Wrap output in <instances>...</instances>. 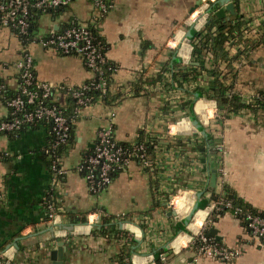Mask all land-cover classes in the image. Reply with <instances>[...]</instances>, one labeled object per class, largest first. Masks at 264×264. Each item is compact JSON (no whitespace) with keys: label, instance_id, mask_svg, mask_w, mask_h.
I'll list each match as a JSON object with an SVG mask.
<instances>
[{"label":"crops","instance_id":"obj_1","mask_svg":"<svg viewBox=\"0 0 264 264\" xmlns=\"http://www.w3.org/2000/svg\"><path fill=\"white\" fill-rule=\"evenodd\" d=\"M111 2L103 16L92 0H73L67 8L43 13L35 40L28 45L9 27H0V120L9 114L5 93L19 88L16 62L25 51L33 57L41 82L79 86L94 76L80 55L61 54L37 40L70 20L94 27L107 42L106 57L118 66L111 94H122L109 102L98 100L77 116L72 138L61 152L65 173L60 176L45 150L53 136L48 124L0 134V256L10 264H55L51 253L62 241L58 264H120L123 253L129 264H156L158 258L162 264H264V245L248 239L233 213L226 211L206 225L210 207L227 195V186L264 210V108L254 103L264 91V0L212 2L213 13L234 5V13L226 9L219 17L223 21L239 15L246 22L241 38L228 41L231 55L245 51L224 80L250 104L237 112L220 111L216 100L195 92L208 86L203 78L192 88L168 85L179 66L193 61V36L188 33L198 31L189 17L204 7L203 0ZM229 69L220 63L222 73ZM147 77L155 83L143 84L135 93V84ZM57 98L66 106V96ZM216 109L223 117H217ZM110 120L121 142H133L143 132L162 145L151 159L155 172L134 160L96 193L82 166L94 151L98 130ZM47 198L62 209L61 222L49 217ZM97 214L123 216L121 231L100 233ZM205 225L208 234L216 227V236H211L229 248L242 238L244 253L233 263L197 258L190 239Z\"/></svg>","mask_w":264,"mask_h":264},{"label":"built area","instance_id":"obj_2","mask_svg":"<svg viewBox=\"0 0 264 264\" xmlns=\"http://www.w3.org/2000/svg\"><path fill=\"white\" fill-rule=\"evenodd\" d=\"M215 0H203L204 7L192 13L189 17V24L198 32L206 30L209 18L213 13L212 2ZM73 0H0V27L16 29L17 35H26L31 27V9L51 10L59 7L69 6ZM100 15H105L112 7L111 0H92ZM201 5V7H202ZM37 40L45 47L53 49L61 54L80 55L86 66L94 73L92 83L87 81L79 86L66 84H51L41 82L36 78L35 64L33 57L28 51L22 54L16 62L19 70V88L12 98L7 101L9 107L8 117L0 122V132H16L24 127H31L41 122H49L53 139L46 147V153L51 158L52 169L57 176L63 175L65 171L60 166L59 149L67 144L71 138V123L73 120L67 116L58 102L57 96L71 97L75 101L74 115L77 117L81 111L92 104V97L88 95L91 89L100 90L102 95L109 89L103 78L102 64L106 56L100 50L95 37L88 26H82L74 20L68 21L63 28H51L45 36ZM191 62H185L183 67L189 66ZM116 71V69H114ZM187 84L188 88L202 83ZM130 85V84H129ZM233 92L230 90L229 95ZM217 117H223L216 109ZM172 130V129H170ZM217 149L223 150L219 143ZM147 151L144 143L135 144L128 149L119 144L115 137L112 121L103 125L97 133V139L93 153L84 160L82 170L90 188L99 193L113 179L116 171L128 166L135 159H140L145 167L154 168L153 162L146 156ZM48 215L53 223L61 222L62 209L55 205L48 198L45 201ZM172 206V201L169 202ZM229 210L241 222L248 239H257L264 245V216L260 213L244 212L240 207H233L232 201L225 197H219L210 207V215L214 211ZM262 211V210H260ZM122 224L123 216H118ZM102 225L103 220L97 214L95 222ZM211 221L208 218L206 225ZM204 229L193 235L190 239V247L196 252V257L210 256L212 258L233 263L244 251L246 242L240 238L234 248L220 244L214 237L205 232ZM172 245V244H171ZM154 260L153 255H150ZM0 264H10V260L4 255L0 256ZM155 264V263H154Z\"/></svg>","mask_w":264,"mask_h":264},{"label":"trees","instance_id":"obj_3","mask_svg":"<svg viewBox=\"0 0 264 264\" xmlns=\"http://www.w3.org/2000/svg\"><path fill=\"white\" fill-rule=\"evenodd\" d=\"M213 4L214 3H212V5ZM67 7L68 6L59 7L45 11L32 8L31 27L26 35H19V38L21 39L22 43L28 45L30 42L35 40V35L39 31L38 29L39 20L43 13L57 12L60 9ZM65 26H67V24ZM245 26H246V22L239 15L234 18V21L231 20L223 21V19H220L215 13H212L211 17L209 18L208 24L206 26V30L202 32H196L193 34L192 37L193 61L187 67L179 66L177 70L172 74V81H170L168 85L172 87L175 84H178V86L184 87L186 84L192 82L193 83L198 82L199 79L203 78L207 80L208 86L200 89H197L198 87H196L195 92L199 91L201 94H204L207 98L216 100L218 109L220 111L227 110L230 112H237L241 109L250 107V104H247L244 101V99L239 97L237 94L233 93L229 95L232 85L228 86L224 84V80L226 79L227 75L230 72H233V66H231L232 62L237 60L240 57V55L245 51V50H241V52L239 51V53L231 55L230 52L228 51V41H230L231 38H235V37L241 38L242 30L243 27ZM88 28L95 37V42L98 43L100 50L106 56V52L108 49L107 42L101 36L98 35L94 27L88 26ZM12 30L14 33H16V29H12ZM223 62H226L228 67L230 68L227 73H222V71L220 70V63ZM117 68L118 66L106 57V61L102 64V70L104 72L103 78L107 82L109 89L106 91L104 95H102L100 90L97 89L89 90L88 95L92 97L91 100L92 103L98 100L109 102L122 95L118 92L111 94L112 91L110 90V86L113 83V76L114 73L117 71ZM114 69H116V71H114ZM18 78H20L19 74H18ZM155 81L156 79L151 77H147L143 80H139L137 84H135V93L139 92L143 84H152L155 83ZM87 82L88 84L92 83V79L87 80ZM15 92L16 91H14L13 93L6 92L5 93L6 101L12 98ZM254 101L256 107L264 108V91L259 92L255 96ZM66 102H67L66 106H62V108L65 114L73 120V122L71 123V138H72L73 125L78 117H75L74 115V108H75L74 99H72L71 97H67ZM4 119H1L0 122ZM42 123L48 124L49 127L51 128V124L49 122L45 121ZM34 126L24 127L23 129L16 131L15 133L24 131L28 128H33ZM2 133L13 134L14 132H0V134ZM205 140L207 142H210L212 138L207 136ZM177 141L181 142L180 139ZM139 143H144L147 151L146 156L152 160L155 158L156 148L162 145V143L159 140L147 136L143 132H140L136 140L133 142L119 141V144L123 145L128 149H131L132 147H134L135 144L137 145ZM65 145L60 147L59 149L60 155ZM135 160L141 162L140 159H135ZM146 169H148L149 171L151 170L150 167H146ZM154 169L155 168L152 169L153 170L152 172L156 171V169L155 170ZM118 171H116L115 173H117ZM154 184L157 185L156 180ZM226 191H227V195L225 196V198L230 199L232 201L233 207H240L244 212L260 213L261 215L264 216V210L260 211L259 209L252 207L230 187L227 186ZM49 198L51 197L49 196ZM156 205L158 204L156 203ZM226 211L229 210L224 209L221 211H214L212 213V217L210 218L211 224L216 222L219 219V217L222 214H224ZM102 220H103L102 225H100V227L97 229L100 233L104 235H109V232L121 231L118 228L119 217L103 216ZM205 232L208 234V230H205ZM218 242L222 244L219 240ZM125 255L123 253L122 256H119V260L121 262L120 264H129L128 262L125 261V257H126ZM156 262H157L156 264H162L159 258Z\"/></svg>","mask_w":264,"mask_h":264},{"label":"water","instance_id":"obj_4","mask_svg":"<svg viewBox=\"0 0 264 264\" xmlns=\"http://www.w3.org/2000/svg\"><path fill=\"white\" fill-rule=\"evenodd\" d=\"M230 0H220V2L221 3H226V2H229ZM201 3V1H199L198 3H196V8L199 6V4ZM226 9H229V10H231L232 11V13H234V5L232 4V3H228V5H227V7H226ZM226 9L225 8H221V9H219L218 11H216L215 12V14L218 16V17H221V18H223L224 16H225V14H226ZM193 32H192V30H190V32L188 33V37H192L193 36ZM196 125H197V128L198 127H200V124L199 123H197L196 122ZM201 149L202 150H204V147L202 146L201 147ZM198 208V205H196L194 208H193V210L191 211V213H190V215L186 218V220H190L191 218H192V216L194 215V213H195V211H196V209ZM216 232H217V229H216V227H212V229H211V233H209V235L211 236H216ZM218 237V236H217ZM219 238V237H218ZM63 245H64V243L62 242V241H59V249H55V250H53L52 251V258H53V260H55V264H58L57 262H58V259H57V257H58V253L60 252V251H63Z\"/></svg>","mask_w":264,"mask_h":264}]
</instances>
